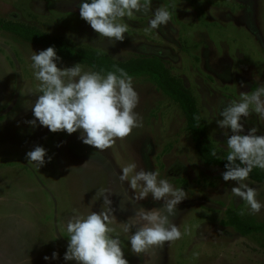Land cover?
I'll return each mask as SVG.
<instances>
[{"label": "rangeland", "instance_id": "obj_1", "mask_svg": "<svg viewBox=\"0 0 264 264\" xmlns=\"http://www.w3.org/2000/svg\"><path fill=\"white\" fill-rule=\"evenodd\" d=\"M82 2L0 0V18L118 62L161 57L171 77L195 98L212 150L228 154L226 141L232 133L217 124L220 112L239 101L241 92L264 85V0H152L153 11L162 6L172 11L170 22L145 32L151 14L125 17L121 22L129 25V31L115 43L80 18ZM46 49L0 30V264H76L63 258L69 242L67 221L77 213L86 216L106 209L102 191L111 192L106 193L116 217L111 235L120 238L129 264H264L263 232L243 236L221 222L230 208L261 222L264 207L250 214L246 202L232 195L236 182L224 181L226 170L206 164L199 156L181 108L145 78H133L139 94L134 111L143 126L104 151L84 144L79 130L71 135L53 133L38 121L36 127L27 123L34 119L31 106L40 94L31 56ZM77 63L61 58L57 66ZM81 65L84 71H94ZM242 122L241 134L257 127L256 134L264 135V119L255 113ZM36 146L47 150L40 168L26 159ZM130 163L137 165L135 171H157L158 179L182 187L188 197L177 205L173 223L182 234L187 227L189 234L139 256L131 252L129 243L135 229L125 233L123 224L140 208H161L163 201L149 194L131 202L140 188L134 192L120 180L123 167ZM245 182L257 189V200L264 204V182L250 178ZM53 252L58 259H44Z\"/></svg>", "mask_w": 264, "mask_h": 264}, {"label": "clouds", "instance_id": "obj_2", "mask_svg": "<svg viewBox=\"0 0 264 264\" xmlns=\"http://www.w3.org/2000/svg\"><path fill=\"white\" fill-rule=\"evenodd\" d=\"M171 8L176 11L177 5L172 4ZM137 13L152 16L145 32L166 26L172 19V11L166 7L153 11L152 0H91L90 3L83 0L79 6L80 18L100 37L108 38L110 43L125 39L129 25L121 21ZM60 59L54 46L39 53L33 52L31 67L39 82L36 91L40 94L31 106L34 119L27 123L36 127L38 121L39 125L53 133L63 131L71 135L79 130L82 142L99 151L111 148L117 139L123 140L131 135L133 129L143 126L142 117L134 111L139 104V94L134 89L133 77L123 68L114 66L116 71L102 75L100 72L84 71L81 63L60 68L57 66ZM244 86L242 82L241 87ZM253 113L264 119V85L250 93L241 92L239 101L230 102L220 112L222 119L217 120V124L232 133L226 141L228 163L222 173L223 180L235 181L237 186L231 188L232 195L246 202L250 214H257L264 204L257 200V189L245 181L254 168L264 170V135L256 134L257 127L241 134L245 131L242 118H248ZM225 135L228 133L225 132ZM46 156L47 150L36 146L27 152L26 159L40 168L46 163ZM51 159L48 157V161ZM136 168L135 163H130L123 167L120 175V180L127 181L134 192L140 188L131 202L146 199L149 194L153 200L163 201L161 208L149 211L140 208L123 224L125 233L135 229L129 243L131 252L139 256L181 239L190 230L186 227L182 234L173 223L179 211L177 205L188 198L187 192L182 187H174L166 178L158 179L157 171H135ZM106 193L111 192H101L104 204L108 205L106 209L102 208L98 213L91 211L86 216L77 213L67 221L69 242L63 257L65 261H75L76 264H129L120 238L111 235L115 229L110 225L116 217ZM120 208L126 210L125 202ZM240 214L244 215V212ZM58 258L57 252H53L51 257H44L45 260Z\"/></svg>", "mask_w": 264, "mask_h": 264}, {"label": "trees", "instance_id": "obj_3", "mask_svg": "<svg viewBox=\"0 0 264 264\" xmlns=\"http://www.w3.org/2000/svg\"><path fill=\"white\" fill-rule=\"evenodd\" d=\"M0 30L11 32L44 48L54 46L57 55L62 59L86 64L102 75H106L109 71H116V67H119L123 68L133 78H145L150 81L181 108L186 118L185 128L191 135L202 160L208 165L218 166L226 170L227 154L216 152L215 156L212 155L214 150H212L207 138V127L200 117L195 98L178 80L171 77L161 57L157 55L141 56L127 62H118L91 48L75 46L64 39L52 37L36 28L2 18H0ZM249 178L257 182H264V171L254 168ZM221 222L225 226L232 227L243 236L264 233V220L256 222L253 218L245 217L232 208L226 210L225 218Z\"/></svg>", "mask_w": 264, "mask_h": 264}]
</instances>
